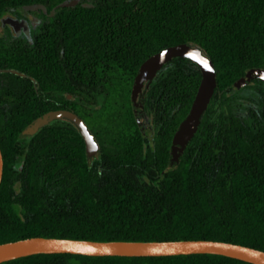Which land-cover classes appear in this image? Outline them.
I'll use <instances>...</instances> for the list:
<instances>
[{
	"label": "trees",
	"instance_id": "16d2710c",
	"mask_svg": "<svg viewBox=\"0 0 264 264\" xmlns=\"http://www.w3.org/2000/svg\"><path fill=\"white\" fill-rule=\"evenodd\" d=\"M63 1L0 0V68L28 74L0 72V243L37 235L204 238L264 249V79L234 89L248 70L264 67V0ZM20 8L39 19L31 36L2 22L23 16ZM183 44L212 57L218 84L180 164L170 167L172 140L195 102L202 70L181 56L161 69L144 106L153 140L133 89L151 55ZM58 108L85 118L98 156L89 159L68 118L24 134ZM0 264L257 263L211 252H40Z\"/></svg>",
	"mask_w": 264,
	"mask_h": 264
},
{
	"label": "water",
	"instance_id": "95a60500",
	"mask_svg": "<svg viewBox=\"0 0 264 264\" xmlns=\"http://www.w3.org/2000/svg\"><path fill=\"white\" fill-rule=\"evenodd\" d=\"M80 0H66L63 6L75 5ZM55 10H53V13ZM4 25L9 24L20 34L22 29L31 36V26L28 19L15 15L2 18ZM181 56L194 60L202 70V81L196 94L195 102L188 114L179 124L171 144L170 167L178 166L183 153L192 137L198 131L203 116L214 96L218 78L217 69L212 57L197 44H183L164 48L151 55L144 63L133 89L135 108L144 109L147 92L161 69L173 57ZM204 61H207V66ZM10 71L28 75L15 67L0 68V72ZM31 76V75H30ZM33 77V76H32ZM37 82V79L33 77ZM255 78L264 79V67H255L240 79L243 85ZM137 111V110H136ZM138 115V114H137ZM68 118L74 121L85 138L88 157L91 160L98 156L101 146L88 122L76 111L67 108L50 110L36 118L29 128L37 131L54 120ZM141 123V122H140ZM4 154L0 145V187L4 176ZM40 252H72L89 255H167L182 253L211 252L244 259L257 264H264V249L251 245L218 239H175V240H94L87 238L30 236L0 243V262Z\"/></svg>",
	"mask_w": 264,
	"mask_h": 264
},
{
	"label": "rangeland",
	"instance_id": "374dc122",
	"mask_svg": "<svg viewBox=\"0 0 264 264\" xmlns=\"http://www.w3.org/2000/svg\"><path fill=\"white\" fill-rule=\"evenodd\" d=\"M20 11L26 13V12H28L29 10L24 9V8H20ZM29 14L31 15V17H33V16L35 15V14L32 13V12H29ZM11 15H15V14H11ZM243 87H244V85H243V82H241V81H238V82L234 85V89H235V90H239L240 88H243ZM249 91H250V90L245 89V90H244V93H247V92H249ZM136 110H137V114H138L139 120H140V122H141V125H142V127H143L145 133L148 135V137H149L151 140H153V138H154V136H155V134H156V128L154 127V124H153L152 118H151L150 116L147 117V116L145 115V111H144V109H143L141 106H138V107L136 108ZM31 133H32V130H31L30 128H28V129L24 132L25 135H29V134H31Z\"/></svg>",
	"mask_w": 264,
	"mask_h": 264
},
{
	"label": "flooded vegetation",
	"instance_id": "af4514ba",
	"mask_svg": "<svg viewBox=\"0 0 264 264\" xmlns=\"http://www.w3.org/2000/svg\"><path fill=\"white\" fill-rule=\"evenodd\" d=\"M29 12H31V11H28L26 13L22 12V13H24V15L23 16H18V17H20L21 19H25V18L28 19L29 22H30L31 30H32L34 22L38 21L39 19L35 15L33 17H31ZM15 16H17V15H15ZM23 33H27L24 28L22 29V32L20 34H23ZM145 115L148 117V114L146 112H145Z\"/></svg>",
	"mask_w": 264,
	"mask_h": 264
},
{
	"label": "snow or ice",
	"instance_id": "6c2138e0",
	"mask_svg": "<svg viewBox=\"0 0 264 264\" xmlns=\"http://www.w3.org/2000/svg\"><path fill=\"white\" fill-rule=\"evenodd\" d=\"M205 65L207 66V61H204Z\"/></svg>",
	"mask_w": 264,
	"mask_h": 264
}]
</instances>
